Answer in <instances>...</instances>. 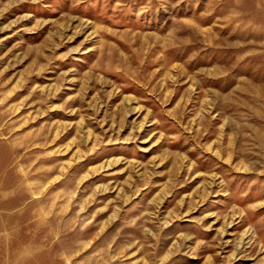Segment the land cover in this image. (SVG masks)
I'll return each mask as SVG.
<instances>
[{"label":"rangeland","instance_id":"obj_1","mask_svg":"<svg viewBox=\"0 0 264 264\" xmlns=\"http://www.w3.org/2000/svg\"><path fill=\"white\" fill-rule=\"evenodd\" d=\"M0 264H264V0H0Z\"/></svg>","mask_w":264,"mask_h":264}]
</instances>
